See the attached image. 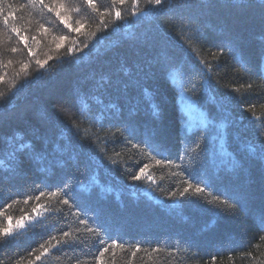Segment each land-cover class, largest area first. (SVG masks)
Wrapping results in <instances>:
<instances>
[{"label": "trees", "instance_id": "1", "mask_svg": "<svg viewBox=\"0 0 264 264\" xmlns=\"http://www.w3.org/2000/svg\"><path fill=\"white\" fill-rule=\"evenodd\" d=\"M63 3L67 24L56 0H0V264H264V0Z\"/></svg>", "mask_w": 264, "mask_h": 264}, {"label": "snow or ice", "instance_id": "2", "mask_svg": "<svg viewBox=\"0 0 264 264\" xmlns=\"http://www.w3.org/2000/svg\"><path fill=\"white\" fill-rule=\"evenodd\" d=\"M120 2L123 3L124 0H120ZM162 2H163V0H150V3H153V4L157 5V6L161 5ZM31 3H32V5H35L36 3H39L40 5L45 6V0H31ZM87 3L89 5H91L93 8L95 7V5L92 4V0H87ZM61 9H64L63 0H56V7L55 8H50L49 10L50 11H55L56 15L59 16L61 18V20L64 21L67 24V20L65 18L64 13L61 11ZM0 15L3 16V21L2 22L5 25H7L9 23V18L11 17L12 14L9 12L8 15H3V12L0 11ZM116 16L119 19L120 18V13L117 12ZM68 27L71 28V25L69 24ZM80 27H83V26L81 25ZM80 27H77V28L73 29V31L79 32L80 31ZM12 31L15 32L18 37H20L21 39L25 40V47L27 48L28 53L34 55V53L32 51V48L28 46L26 38L21 36L20 31L15 29V28H13ZM45 31H47V29H45ZM65 40H67L66 36H61V37L56 38V47L57 48H61L63 46V43H64ZM144 43L148 44V43H154V42L149 41L148 38H144ZM85 47L87 48L89 46L85 45ZM12 51H16V49H12ZM157 59H158V62L164 64L165 66L169 65V63H170L169 58L166 55H164V54H162ZM43 63L46 64L47 61H44ZM37 64H41V61L38 60ZM41 66H43V65H41ZM25 67H27V66L25 65ZM176 74H177L176 72H172L171 73L173 78H175ZM0 79H2V77H0ZM102 80H103V78H102ZM99 86L102 87V84L99 85ZM58 110H63V109L62 108H58ZM32 119H35L36 121L40 122L41 124H44V125L54 129V124H53V122L51 120V116L47 112L35 113V114H33ZM130 131H131L132 134H135L137 132V129L134 126L130 125ZM155 135L156 134L154 132H149L148 134H146V141L153 145L154 150H155V147H156V145H155ZM56 149H57L58 154L63 157V161H62L63 164L67 165L68 163L71 162L72 153L74 152V148L70 145V142L69 143H65V144H61V143H59V140H57ZM252 150H253L254 153L257 154V158L259 160H261L262 162H264V143H261V145L259 146L258 149L253 148ZM36 159L37 160H42L43 157L37 155ZM157 163H162V161H157ZM145 167H147V166H145ZM144 174H145V168H141L140 172H139V175H133L132 179L135 180V181H139L141 179V177L144 176ZM190 187H192L191 184H189V187H186L183 190V192L181 193V196H184V194L188 193ZM203 190L204 189L201 188L200 186H196V191L197 192H201ZM91 191H92V189L88 185L81 183V184H79V187L75 188V189L66 187L65 191H64V195L67 196V197H73L74 194L75 195H80L81 193H83L85 195H89V194H91ZM41 195H43V193ZM53 195H55V193H53ZM173 195H175V194L173 193ZM36 199H39V197H37ZM63 203L65 205L70 204V199H64ZM225 203H227V201H225ZM233 206H235V205H233ZM33 211L37 212L38 209H33ZM25 219H26L25 217H21L20 221L18 222L20 224V226H23V221ZM82 222L83 223H87V221H82ZM88 230L92 231L93 229L89 228ZM64 235L67 236V235H69V233L65 232ZM113 243L115 244L116 241H113ZM107 250H108L107 248L104 249V251H107ZM102 254L103 253H101V255ZM37 258H39V257H37Z\"/></svg>", "mask_w": 264, "mask_h": 264}, {"label": "rangeland", "instance_id": "3", "mask_svg": "<svg viewBox=\"0 0 264 264\" xmlns=\"http://www.w3.org/2000/svg\"><path fill=\"white\" fill-rule=\"evenodd\" d=\"M262 70L264 73V58L262 60ZM180 89V103L181 108L187 115V128L192 130L195 127L202 126L206 127L210 123V119L207 117V114L203 108H201L195 100H193L182 88L178 85ZM223 126L222 124H220ZM223 142V141H222ZM222 153L226 154V151L222 148ZM139 193H134V196L137 197ZM142 196L152 199L153 201L160 202L161 199L157 198L152 194L151 191L145 190L141 192ZM37 219V216L26 217L23 221V226H20L19 221L13 222L9 225L8 234L13 235L17 232L23 230L27 225L32 223Z\"/></svg>", "mask_w": 264, "mask_h": 264}]
</instances>
